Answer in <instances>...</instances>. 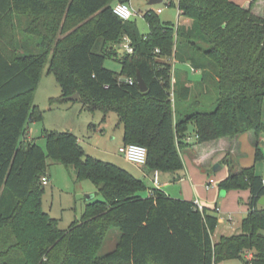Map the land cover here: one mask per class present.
<instances>
[{
  "label": "trees",
  "instance_id": "trees-1",
  "mask_svg": "<svg viewBox=\"0 0 264 264\" xmlns=\"http://www.w3.org/2000/svg\"><path fill=\"white\" fill-rule=\"evenodd\" d=\"M117 2L129 0H0V264H212L250 251L246 264H264V178L253 167L219 184L225 191L249 188L251 207L239 233L214 241V212L86 155L73 131L44 129L47 150L27 138L29 124L43 118L34 96L47 64L61 100L78 93L85 109L104 119L117 114L124 143L144 145L152 171L182 170L184 147L262 130L264 0H178L191 26L146 13L149 35L114 13ZM125 35L134 52H123L117 73L105 61L118 57ZM171 59L201 71L198 81ZM50 160L74 166L78 179L98 189L69 229L42 208ZM113 228L121 231L119 242L100 254Z\"/></svg>",
  "mask_w": 264,
  "mask_h": 264
},
{
  "label": "rangeland",
  "instance_id": "rangeland-1",
  "mask_svg": "<svg viewBox=\"0 0 264 264\" xmlns=\"http://www.w3.org/2000/svg\"><path fill=\"white\" fill-rule=\"evenodd\" d=\"M148 1L149 0H129L128 2L138 11V13L132 17V21L134 20L137 23L141 34L149 35L150 31L149 22L144 14L149 10H157L158 8L162 9V13L157 15L162 22L170 21L176 27L179 25L191 26L193 20L181 14L178 0H163L160 4H150ZM151 14H154V12ZM21 33L22 31L20 28L18 29L19 38H22ZM122 56L123 53L120 52L118 57L107 58L105 66L117 73L120 72L122 70L120 63V58H122ZM171 61L174 68L176 67L178 70L185 68L188 70L190 80H198L199 74L193 72L191 66L187 67L183 65L182 62H176L175 59H171ZM48 66L47 64L44 68V73L39 79L38 89L34 96L35 104L43 111V118L29 124L31 139L47 150L46 139L43 136L44 129L53 131H73L78 135L79 142L86 155H91L104 162H112L125 169L129 166L127 170H130L131 167L133 171L139 175H143V172H149L146 165L130 164L124 166V164H126L124 155L120 153V147L124 144V130L123 126L121 124L119 125L118 115L110 112L107 114L108 116L106 119H104V115L100 110H87L83 107V102L80 100H61L62 87L58 83L56 76L49 72ZM184 77L185 73L182 74V79H184ZM208 102H210V100ZM214 107L215 105L208 107V110H213ZM262 121L263 128L258 135L254 131H247V133H242L237 137L242 145L241 151L239 150V152L231 155L227 154V152L219 151L216 153V156L208 160V172L218 180L217 185L226 180L232 171L235 172L238 166L244 169L253 167L255 173L264 178V108ZM191 131L193 133L191 140L194 141L195 135L192 126ZM251 135H254L252 136V140L250 139ZM194 146L184 147L181 152L182 160L183 157H190V150ZM257 152L262 155V159L256 160L255 157ZM49 163L51 165L47 175L50 182L45 185L42 194V208L59 221V227L62 229H69V226L75 219L83 216L87 204L92 200L89 199L90 194L96 193L98 189L91 179H78L77 171L74 166H67L58 160H50ZM220 164L222 165V169H216ZM99 199H102L101 195H99ZM234 215L236 219L229 227H225L226 224L224 223L218 225L212 235L214 241L218 240L219 236H221L219 234H222V231L230 235L241 231V221L247 215L244 216V214L239 212H234ZM119 234H121V231L118 228H113L109 231L105 240L106 242L100 250V254H106L115 248L116 244L114 240L116 235ZM248 258L247 255H243L242 257H236L234 259L221 260L217 264H246Z\"/></svg>",
  "mask_w": 264,
  "mask_h": 264
},
{
  "label": "crops",
  "instance_id": "crops-1",
  "mask_svg": "<svg viewBox=\"0 0 264 264\" xmlns=\"http://www.w3.org/2000/svg\"><path fill=\"white\" fill-rule=\"evenodd\" d=\"M233 1L243 6V5H248L252 0H233ZM119 51L123 53L122 49H119ZM182 64L187 67L190 66L188 63H182ZM181 69L186 70L185 68H181ZM193 72H195L196 74L198 73L200 78L201 71L197 70ZM196 81H192V82L194 83ZM66 100L69 99L67 98ZM29 132H30V127L28 133ZM240 135L241 134L236 135L234 137L231 136V137L219 138L216 139L215 141L203 142V143H199V145L194 146L190 150L189 153L190 157L189 156L186 158L183 157L184 168L182 170H180L177 173L158 171L159 184L157 185L154 183L155 170L153 171L149 170V172L147 171L146 173L143 172V175H139L138 173L136 174L131 167L130 170L128 171L131 172L135 177L142 178L149 188L156 187L163 190L168 195L174 198L187 199L194 201L195 203L198 202L205 209L214 212L218 216L219 224L224 223L226 224L225 227L227 226L229 227V225L232 224L233 221L236 219L234 212H239L241 214H244V216L249 213L251 207L249 205L251 190L249 188L232 189L230 191H225L220 189V186L217 185L218 180L215 179V177L210 175L208 172L209 169L207 168V165L209 163L207 162L208 160H211L214 156H216V153H218L219 151L227 152V154L229 155L233 153H237L239 152V150L241 151L242 145L237 138ZM252 136L254 135H251L250 137L251 140L253 138ZM27 138L31 140L32 137L30 133L28 134ZM124 159L126 162L124 166L134 164L132 162H129L125 157ZM127 169H129V166ZM217 169H222V165L220 164ZM242 169L243 168L241 166H238L235 172L238 173ZM150 192L151 191L144 192V196H150L151 195ZM93 194H95L96 196V193ZM259 205L264 206L261 205L260 202ZM221 233L222 234L219 235H230V234H225L226 232L223 231ZM120 235L121 234L116 235L115 237L114 241L116 246L119 242L118 240L120 238Z\"/></svg>",
  "mask_w": 264,
  "mask_h": 264
},
{
  "label": "built area",
  "instance_id": "built-area-1",
  "mask_svg": "<svg viewBox=\"0 0 264 264\" xmlns=\"http://www.w3.org/2000/svg\"><path fill=\"white\" fill-rule=\"evenodd\" d=\"M152 12L160 14L162 13V9L158 8L157 10H149L147 13L151 14ZM114 13L116 15H118L121 19L124 20H132V17L134 15H136L138 13V11L135 10V8L128 2H117L116 6L114 8ZM146 15V14H144ZM121 49L122 51H126L129 54H133V47L131 45V40L130 38L125 35L124 39L121 43ZM157 51H159L157 49ZM193 71H196L194 68H192ZM126 82H129L131 84L134 83V80L132 78H125ZM173 84L175 83V79H172ZM170 97H172V100H175L174 97V88L171 89L170 92ZM147 148L144 145H140L138 143L136 144H123L120 147V153H122L124 155V157L129 161L132 162L134 164H138V165H145L147 163L146 159H147ZM154 183L157 185L159 184V177H158V170H155L154 173ZM43 183L45 185L49 184L50 180L48 179V177L44 176L42 178ZM263 186H264V180H263ZM197 207H199L200 210H203L204 207L202 205H200L198 202H196ZM249 258L253 257V253L247 252L246 254ZM212 264H217L215 261Z\"/></svg>",
  "mask_w": 264,
  "mask_h": 264
},
{
  "label": "water",
  "instance_id": "water-1",
  "mask_svg": "<svg viewBox=\"0 0 264 264\" xmlns=\"http://www.w3.org/2000/svg\"><path fill=\"white\" fill-rule=\"evenodd\" d=\"M162 1L163 0H149L148 3H150V4H160V3H162ZM136 79H137V82L139 83V86H140L141 90L142 91H147V89H148L147 83L144 81V79H143V77H142V75H141V73L139 71L137 72ZM79 98H80V96H79L78 93H75V94L71 95L70 97H68L69 100H78ZM83 160H86V156L83 157ZM217 168H218V166L216 167V169ZM94 196H95V194H90L89 199L94 198ZM260 204L264 205V198L261 199Z\"/></svg>",
  "mask_w": 264,
  "mask_h": 264
}]
</instances>
